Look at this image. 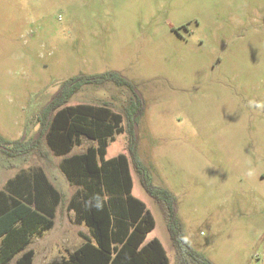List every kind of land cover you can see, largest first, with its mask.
<instances>
[{
    "label": "rangeland",
    "instance_id": "1",
    "mask_svg": "<svg viewBox=\"0 0 264 264\" xmlns=\"http://www.w3.org/2000/svg\"><path fill=\"white\" fill-rule=\"evenodd\" d=\"M109 71L136 91L87 84L68 103L124 116L107 158L129 155L137 125L140 160L175 195L189 245L214 264H264V0H0V135L40 139V150L17 158L0 147V212L35 205V172L60 194L53 228L32 237L33 264L61 263L90 235L68 207L79 187L40 131L42 109L71 78ZM136 95L145 110L130 126ZM90 145L82 137L66 156ZM130 166L133 194L156 220L148 238L176 264L164 209Z\"/></svg>",
    "mask_w": 264,
    "mask_h": 264
},
{
    "label": "trees",
    "instance_id": "2",
    "mask_svg": "<svg viewBox=\"0 0 264 264\" xmlns=\"http://www.w3.org/2000/svg\"><path fill=\"white\" fill-rule=\"evenodd\" d=\"M109 82L136 91L135 85L118 71L82 74L64 82L42 109L40 131L50 150L57 156H65L62 171L70 183L79 187L68 207L75 210L77 221L90 231V235H83V243L58 264H171L161 240L147 239L156 220L144 201L133 194L131 162L146 193L164 209L176 264H214L187 242L175 195L151 182L138 155L135 129L129 155L121 153L107 158L109 142L123 132L124 116L108 105H68L82 86ZM144 110V101L136 95L126 109L130 126L140 120ZM82 137L96 141L97 145H90L83 153L66 156L81 144ZM0 146L4 154L17 158L40 150V139H27L24 135L11 141L0 135ZM33 175L35 205L32 200L14 202L11 208L0 212V264H9L14 259V264H33L35 251L28 248L32 237L36 232L43 236L54 226L60 194L42 172ZM29 192L33 197V190ZM50 195L54 199L51 209L46 203ZM97 198L102 204L100 209L95 207ZM86 201H91V206L86 207ZM4 204L8 205L7 200Z\"/></svg>",
    "mask_w": 264,
    "mask_h": 264
},
{
    "label": "crops",
    "instance_id": "3",
    "mask_svg": "<svg viewBox=\"0 0 264 264\" xmlns=\"http://www.w3.org/2000/svg\"><path fill=\"white\" fill-rule=\"evenodd\" d=\"M35 173H37V172H35ZM43 173V175H45V177L47 178V180L54 186V184L51 182V180H50V178L48 177V175L46 174V172H42ZM34 178H35V175H33L32 176V182H31V185H30V183H29V187H28V189L30 190V191H32L33 190V193H34V195H35V181H34ZM44 181V180H43ZM133 181H134V179H133ZM19 187H21V184L19 185ZM55 187V186H54ZM134 187V186H133ZM52 194V193H51ZM34 200H36V198L34 199ZM48 200V202H46L47 204H48V206L50 207V209L52 208V206L54 205V199H53V197L50 195V197L47 199ZM20 203H22V202H20ZM24 203V202H23ZM33 208H35V207H33ZM151 233V232H150ZM149 235V234H148ZM152 238H154V237H152ZM152 238H148L147 237V239L148 240H150V239H152ZM162 242V241H161ZM163 243V242H162ZM163 245H164V243H163ZM165 246V245H164ZM28 248H31V249H33L34 250V248H32V247H30V245H29V247ZM166 248V247H165Z\"/></svg>",
    "mask_w": 264,
    "mask_h": 264
},
{
    "label": "clouds",
    "instance_id": "4",
    "mask_svg": "<svg viewBox=\"0 0 264 264\" xmlns=\"http://www.w3.org/2000/svg\"><path fill=\"white\" fill-rule=\"evenodd\" d=\"M247 175H248L249 177H251V176L254 175V172H253L252 170H249V171L247 172ZM91 203H92L91 201H86V202H85L86 207L91 206ZM95 207H96L97 209L102 208V204L99 202V198H97V203L95 204Z\"/></svg>",
    "mask_w": 264,
    "mask_h": 264
},
{
    "label": "water",
    "instance_id": "5",
    "mask_svg": "<svg viewBox=\"0 0 264 264\" xmlns=\"http://www.w3.org/2000/svg\"><path fill=\"white\" fill-rule=\"evenodd\" d=\"M135 132L137 133V125H135ZM1 148H3V146H0Z\"/></svg>",
    "mask_w": 264,
    "mask_h": 264
}]
</instances>
